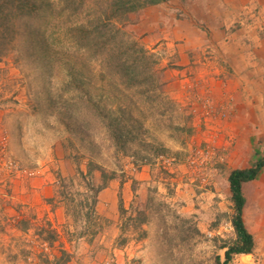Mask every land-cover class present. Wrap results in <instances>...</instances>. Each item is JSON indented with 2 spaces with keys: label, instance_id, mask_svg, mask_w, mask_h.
<instances>
[{
  "label": "rangeland",
  "instance_id": "1",
  "mask_svg": "<svg viewBox=\"0 0 264 264\" xmlns=\"http://www.w3.org/2000/svg\"><path fill=\"white\" fill-rule=\"evenodd\" d=\"M91 6L95 7V3L89 4L74 23L86 22ZM142 15L143 12L133 16L126 31L140 45L145 48L148 45V51H157L153 52L159 61L157 75L163 91L171 99L169 85L178 79L174 71L180 72L177 66L180 42L162 41L160 36H155V41L148 43L147 34L140 37L133 31ZM64 21L55 20L53 24L56 29L57 25L65 28L68 24L64 25ZM53 27L44 25L38 31L34 49L25 35H20L15 49L0 59V158L18 166V171L12 174L0 171V196L4 198L0 200L9 199L10 204L25 202L26 198L28 202L39 204L64 203L73 231L63 232V235L74 240L85 237L83 234L92 237V246L77 247L82 253L78 264L106 258H114L118 264H123L124 260L125 264H223L225 250L220 246L235 236L231 229L233 204L225 174L219 178L217 187L215 176L221 168L231 169L225 160L228 152L220 149V139L217 140L209 128L207 135L198 130L188 135L174 129L193 124L202 128L205 124L202 117L195 114V94L201 97L196 104L204 106L207 103L199 94V85L189 84L186 90L191 99L185 105L171 99L176 109L164 116L157 111L151 113L140 101L131 107L133 124L142 125L141 137L147 143L170 150V154L160 156L153 165H142L134 158L135 152H146L138 143L126 153L118 152L106 129L91 119L85 109L81 110L82 114L72 112L74 118H69L65 114L67 108L54 101L62 86L70 80L68 70L74 68L89 82L87 90L95 100L105 92L111 96L110 108L129 105L126 93L116 89L115 81L100 79V61L91 60L66 40L59 46L47 48L44 38L51 37L56 30ZM73 95L71 92L65 98ZM86 121L89 129L85 127ZM204 135L208 141L201 142ZM176 153L178 158H175ZM89 164L94 166L91 175ZM98 168L109 175L115 174L118 182L134 180L131 215L121 219V226L139 211L145 214L146 226L129 225L116 239L114 233L109 232L107 222L98 225V217L94 216L88 230L84 228L83 204L88 197L91 199V186L97 188L101 184ZM145 174L148 181H136V177L145 178ZM48 185L54 188V193L36 196L35 191ZM216 188L220 193L216 194ZM220 203H224L226 217L220 213ZM215 204L217 209L213 210ZM193 207L197 214L193 213ZM184 209H189L187 215L180 213ZM101 231L108 234L104 242V236L99 235ZM217 231L221 232L220 236ZM211 233L214 237H209ZM250 260L237 264H252Z\"/></svg>",
  "mask_w": 264,
  "mask_h": 264
},
{
  "label": "crops",
  "instance_id": "2",
  "mask_svg": "<svg viewBox=\"0 0 264 264\" xmlns=\"http://www.w3.org/2000/svg\"><path fill=\"white\" fill-rule=\"evenodd\" d=\"M133 31L140 37L147 34L148 43L155 41V36H160L162 41L180 42L177 46L180 72L174 71L178 79L169 85V94L171 99L185 105L191 99L186 90L189 84L199 85V94L207 103L196 104L201 97L195 94V114L205 124L202 128L193 124V128L205 135L211 129L220 139V149L227 150L225 160L231 169L221 168L215 176V185L225 174V184L230 190L228 178L232 170L249 168L264 158V0H171L143 11ZM153 52L157 51L153 49ZM205 135L201 142L208 141ZM143 177H136V181L149 180L148 175ZM133 182L111 181L97 197L94 216L98 217V225L109 224V232L114 233L115 239L123 233L121 196L125 210L131 215ZM43 186L35 191L36 196L54 193L52 186ZM215 192L218 194L220 190L216 188ZM243 193L244 222L255 239V251L250 256H235L229 264L244 262V257H259V264H264V171L255 181L244 185ZM26 200L17 204H10L9 199L0 200V264H56L64 252L69 257L67 264H78L82 253L77 247L92 246V237L83 234L85 237L74 240L63 235L73 231L67 206L57 201L39 204ZM219 206L220 213L226 217L224 203ZM195 208L193 213L197 214ZM189 209L180 213L187 215ZM84 214L83 226L88 230L93 221L88 222ZM44 228L56 234L52 245L40 234ZM99 235L104 236V242L108 234L101 231ZM43 244L50 247L49 254L42 250Z\"/></svg>",
  "mask_w": 264,
  "mask_h": 264
},
{
  "label": "trees",
  "instance_id": "3",
  "mask_svg": "<svg viewBox=\"0 0 264 264\" xmlns=\"http://www.w3.org/2000/svg\"><path fill=\"white\" fill-rule=\"evenodd\" d=\"M171 0H0V59L11 53L17 44L18 37L25 35L29 46L33 49L36 45L38 31L45 25L47 28L56 29L53 22L65 19L64 28L57 25V29L51 37L44 38L47 48L59 46L63 41L69 42L76 49L84 52L91 60L101 63L100 79L111 80L117 83L119 92H125L128 106L110 108L108 93H103L95 100L87 90L89 82L84 75L70 68L68 71L70 80L65 83L57 96L56 103H62L65 114L74 118L76 112L86 110L95 122H99L105 129L118 152H128V149L136 143L146 152H135L134 158L142 165H153L160 156L166 157L170 150L147 143L141 137L139 131L142 125L133 124L131 107L140 101L151 113L157 111L164 116L176 109L175 103L165 94L162 83L157 75L159 61L156 54L150 52L136 40L132 39L126 31V26L131 22L133 16H138L147 8L166 4ZM183 2L186 0H182ZM91 14L86 22L74 23L87 6ZM60 24V23H59ZM52 38L53 42H50ZM74 93L69 99L65 95ZM131 94V95H130ZM131 96V97H130ZM85 127H90L86 121ZM180 133L193 134V126H177L174 128ZM175 158L179 154H175ZM93 164H89V174H92ZM101 173V184L92 188L91 199L87 198L83 204L86 208L88 222L93 221L98 195L105 190L111 181L116 180V175L107 174L103 168H98ZM264 171V158L255 161L251 167L246 169H235L229 174L228 182L233 204V215L231 224L235 232L232 240L221 244L220 248L225 250V261L229 264L235 256L253 255L255 251V239L249 232L244 222V209L246 199L243 193L245 184L255 181ZM121 218L124 219L128 211L125 210L122 196L119 204ZM128 225L123 224L122 232L127 231L129 225L136 228L147 223L144 212L127 218ZM40 234L52 245L56 241L54 231L44 228ZM41 236V237H42ZM66 252L57 260L56 264H67Z\"/></svg>",
  "mask_w": 264,
  "mask_h": 264
},
{
  "label": "built area",
  "instance_id": "4",
  "mask_svg": "<svg viewBox=\"0 0 264 264\" xmlns=\"http://www.w3.org/2000/svg\"><path fill=\"white\" fill-rule=\"evenodd\" d=\"M0 171L9 172V173L12 174V172L14 173L15 171H18V166L14 162H12L10 160L7 161L6 159H1L0 158ZM216 234L220 236L221 232L217 231ZM209 237H214V234L211 233L209 235ZM42 250L45 253H48V254L50 253V247L48 245H46V244L42 245ZM251 260H252V264H259L260 263V260H258L257 257L252 258ZM82 264H118V263H117V261L114 258H108V259L106 258L104 261H100V262L98 261V259L86 260Z\"/></svg>",
  "mask_w": 264,
  "mask_h": 264
},
{
  "label": "bare ground",
  "instance_id": "5",
  "mask_svg": "<svg viewBox=\"0 0 264 264\" xmlns=\"http://www.w3.org/2000/svg\"><path fill=\"white\" fill-rule=\"evenodd\" d=\"M244 261L250 260V257H244Z\"/></svg>",
  "mask_w": 264,
  "mask_h": 264
},
{
  "label": "clouds",
  "instance_id": "6",
  "mask_svg": "<svg viewBox=\"0 0 264 264\" xmlns=\"http://www.w3.org/2000/svg\"><path fill=\"white\" fill-rule=\"evenodd\" d=\"M233 229V228H232ZM234 230V229H233Z\"/></svg>",
  "mask_w": 264,
  "mask_h": 264
}]
</instances>
